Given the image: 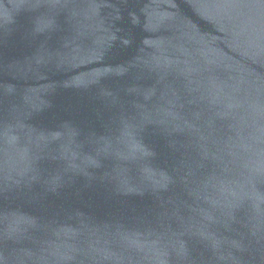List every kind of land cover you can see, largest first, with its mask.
<instances>
[{"label":"water","instance_id":"water-1","mask_svg":"<svg viewBox=\"0 0 264 264\" xmlns=\"http://www.w3.org/2000/svg\"><path fill=\"white\" fill-rule=\"evenodd\" d=\"M0 264H264V0H0Z\"/></svg>","mask_w":264,"mask_h":264}]
</instances>
